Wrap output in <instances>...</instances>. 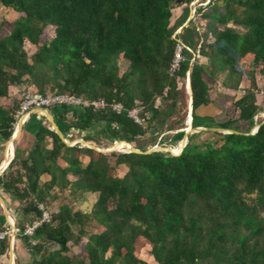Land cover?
<instances>
[{
    "label": "trees",
    "instance_id": "trees-1",
    "mask_svg": "<svg viewBox=\"0 0 264 264\" xmlns=\"http://www.w3.org/2000/svg\"><path fill=\"white\" fill-rule=\"evenodd\" d=\"M191 1L0 0L14 14L4 22L7 33L0 34V99L25 87L123 105L119 113L91 106L40 109L52 115L67 141L151 149L155 139L140 143L151 130L184 128L170 119L178 98L189 97L188 71L192 120L185 130L240 132L222 134V144L206 150L191 142L198 132L177 153H104L79 143L68 146L44 116L30 113L17 129L14 157L0 172L1 191L19 202L15 234L31 250L30 264H147L137 255L141 242L150 245L156 264H264V122L251 133L264 120L258 116L264 0H208L196 15L204 29L192 19L173 36L187 20ZM182 4L181 16L170 25L173 8ZM178 39L184 45L181 59L170 71ZM26 43L35 48L31 54ZM120 61L126 65L122 72ZM244 74L250 86L238 98L226 94L239 90ZM217 80L224 90L219 103L230 100V106L202 124L197 109L214 103ZM137 106L143 107L142 124L128 115ZM19 107L17 100L0 104V162ZM185 130L173 134L171 148ZM111 157L127 168L123 175ZM88 192L98 194L90 210L62 203L50 211L53 197L67 193L77 200ZM40 204L50 221L25 234L41 219ZM9 225L10 219L0 224L6 232L0 256L8 251ZM93 226L99 230L90 231ZM72 245L79 252L71 254Z\"/></svg>",
    "mask_w": 264,
    "mask_h": 264
},
{
    "label": "rangeland",
    "instance_id": "rangeland-1",
    "mask_svg": "<svg viewBox=\"0 0 264 264\" xmlns=\"http://www.w3.org/2000/svg\"><path fill=\"white\" fill-rule=\"evenodd\" d=\"M207 2H208V0H193V1H191L188 5L189 6V15L187 17V20L185 21V23L181 27H178L175 30L173 36L180 33L182 28L185 27L188 24V22L192 19H195V23L197 25L201 26L202 30H203L204 29L203 25L205 24V21L203 19L197 18L196 15H197L198 8L201 5L206 4ZM184 7H185V4H182V5H179V6H176L175 8H173V10H172L173 16L171 18L170 25H172L181 16ZM13 17H14V14L11 12V10L8 9L7 7L3 6L2 4H0V34L7 33L8 25L4 24V22L11 21L13 19ZM211 39L212 38L210 37L209 41H211ZM178 41H180V40L178 39ZM25 49L27 50L28 54H31L35 48L33 46H31L29 43H26ZM119 64H120V71L121 72L124 71L126 68L125 63L123 61H120ZM187 76H188V74H187ZM242 79L244 81V82H242L244 87H246L248 84H251L248 75L244 74ZM186 83H187V78H186ZM263 83H264V81H263ZM215 84H216V87H214V89L211 91L212 92L211 95H212L214 103H211L209 105H202L197 109V114L200 117V121L202 124H209V121L211 118L219 117V114L221 113L222 108L226 109L230 106V100H227V101L226 100H222V101L220 100V103H219V92H224V90L221 87L219 88V80H217L215 82ZM187 85H188V83H187ZM186 89H187L186 91L189 94V97L187 96L184 100L178 98L176 108H175L174 113L172 114L171 119H170V121L180 120L182 122L181 125L184 126V128L174 129V130H170V131L163 129L162 131H159V132L151 130L145 136V138L140 139V143L144 144V143L148 142L149 139L153 138V139H155V142H157L155 146L161 147L162 149H164L163 151H165L168 148H171L170 140H171L173 134L175 132H177L178 130H185L187 125L191 122V116H190L189 121L187 123L188 115L192 110H191L190 93L188 91L187 86H186ZM27 90H28V88H25V87L12 88L11 93H10V97L8 99H0V104L7 106V105L12 104L14 102V100L21 102L23 94L28 92ZM240 90H242V92H243L245 90V88H242V89L240 88ZM233 91L234 90H230V91L227 90L225 93L230 95V96H234V97L240 96V94H238L239 92L233 94ZM262 97H263V95H262ZM259 100L260 101L262 100L264 102L263 98H260ZM157 104H159V103L157 102ZM193 133H198V132H192L189 135H191ZM222 134H225V133L224 132H215V131H210V130H203V131H200L199 134H196L193 137L191 142L193 144L197 145L199 147V149L206 150V148L209 146H216V145L222 144V142H223ZM89 143L97 146L93 142H89ZM13 145L15 146L14 141H13ZM81 145L85 146L83 144H81ZM180 146H181V143L177 144L173 148H178ZM97 147L104 149V150H107V149H111L113 147V145L110 143H106V142L102 141L100 146H97ZM1 150H2V146L0 145V151ZM124 150H127V149H123L122 151L114 150L111 152H125ZM104 153H110V152L105 151ZM0 154H1V152H0ZM82 159L84 162L87 161V159L85 157H83ZM110 164L115 167V172L119 176L123 175L127 170V168L124 165H118L116 163L114 157L110 158ZM70 177L72 178V176H70ZM97 195H98L97 193L88 192V193H85L81 198H78L77 200L68 196L67 193H65L63 195H57V196L53 197L51 202H50V211H53V212L56 211L58 209L59 205H61L62 203H68L72 209L80 208L81 210L88 211L91 209L93 203L97 199ZM18 206H19V204L14 205L12 207L18 208ZM13 215H14V212H13ZM10 216L14 219V217L11 214H10ZM94 227H96V226H93L92 228H90V231H98L99 230V229H97L98 227L97 228H94ZM20 241H22V240H20ZM150 249H151V247L149 244L141 242V243H139L138 248H137V255L140 259L146 261L147 264H156L155 260L153 259L152 255L150 254ZM79 250H80L79 246H73V245L71 246V254H73L74 252H79ZM28 251L30 252V255H28V260H29V259L33 258V254L31 253L30 249H28ZM18 252H19V250H18ZM7 253H8V251H7ZM7 253H6V255H7ZM7 258H6V262H8ZM15 262H17L16 259H15ZM15 262H14V264H15ZM4 264H6V263H4Z\"/></svg>",
    "mask_w": 264,
    "mask_h": 264
},
{
    "label": "built area",
    "instance_id": "built-area-1",
    "mask_svg": "<svg viewBox=\"0 0 264 264\" xmlns=\"http://www.w3.org/2000/svg\"><path fill=\"white\" fill-rule=\"evenodd\" d=\"M183 43L178 41L177 51L175 53L173 62L171 64L170 71L174 70L181 59L180 52L183 47ZM264 94V91L261 92ZM53 105H71V106H83V107H93V109H103V108H110L112 111L117 113L123 110V105L119 102H107L105 100H89L87 98H83L81 96H77L74 94L68 93H48V94H41L37 92H26L23 94V97L20 102L19 110L17 111V118H21L27 112L32 110H40L42 108L50 107ZM142 106L134 107L128 110V115L132 118L135 122L142 124L144 119L141 117L140 113L142 111ZM40 209L42 210V216L39 221L34 222L31 225H28L24 233L28 235H32L35 228H37L42 222H49L50 221V212L45 209L43 204L39 205ZM6 232H0V239L5 236Z\"/></svg>",
    "mask_w": 264,
    "mask_h": 264
},
{
    "label": "water",
    "instance_id": "water-1",
    "mask_svg": "<svg viewBox=\"0 0 264 264\" xmlns=\"http://www.w3.org/2000/svg\"><path fill=\"white\" fill-rule=\"evenodd\" d=\"M187 83H189V86H190V79H189V71H188V76H187ZM191 94H192V91H191V86H190V100H191ZM30 113H37V114H40L42 116H44L48 122L50 123V126H51V129H53L57 135L60 137V139L65 142L68 146H72V145H75L77 143H81L83 145H85L86 147H89L91 149H94V150H97V151H102V152H105V151H108V152H111V151H122L123 149H127V150H124L125 152H134V153H139V154H147V153H151V152H154V151H163L164 149H162L161 147H158V146H154L152 147L151 149H148V150H145V151H142L134 146H129L128 148H122V149H116L114 146L111 148V149H107V150H104V149H101L91 143H89L88 141H85L83 138H79L77 140H75L74 142H69L65 139V137L63 136V134L61 133V131L59 130V128L57 127L52 115L47 112V111H40V110H32L30 112H27L24 116H22L19 121L16 123V125L14 126V129H13V132L11 134V137L9 139V144L11 145V152H10V156H9V159H8V162L7 164H9L10 160L12 159V156H13V141H14V134H15V130L17 129V127H21L23 125V123L26 121L27 117L30 115ZM264 120L258 124L255 125L253 132H255L257 130V128L261 125V123H263ZM203 130H210V131H215V132H224L225 134L227 133H234V134H237L239 132L235 131V130H232V129H223V128H214V127H195V128H189V130H185V136L183 138V140L181 141V146H180V150H182L184 148V146L186 145L187 143V140H188V135L192 132H200V131H203ZM126 143V142H125ZM168 151H171L173 152V149L172 148H168L166 149ZM7 166V165H6ZM5 166V167H6ZM0 206L1 208L3 209V211L9 216V219H10V224L12 226V231L10 233V239H9V249H8V253H9V264L10 263V260H11V255H12V259H13V263L14 264V253H13V241H14V234H15V221L14 219L9 215L8 211L6 210L5 208V205H4V202L3 200L1 199L0 197Z\"/></svg>",
    "mask_w": 264,
    "mask_h": 264
},
{
    "label": "crops",
    "instance_id": "crops-1",
    "mask_svg": "<svg viewBox=\"0 0 264 264\" xmlns=\"http://www.w3.org/2000/svg\"><path fill=\"white\" fill-rule=\"evenodd\" d=\"M263 81H264V79L263 80H258V86L260 87V88H264V83H263ZM242 82H244L243 81V79H242V81H241V83H240V85H239V90L238 91H233V94L234 93H237V92H239L238 94H242L243 92H242V90H240V88L242 89V88H248L249 86H250V84H248L246 87H244L243 86V84H242ZM227 90H231V89H226L225 90V92L227 91ZM239 96H235V98H238ZM260 98H263L264 99V95H263V97L262 96H259L258 97V103L262 106V112H260L259 113V115L258 116H260L261 118H263L264 119V102L261 100H259ZM13 156H12V158L14 157V155H15V152H14V146H13ZM5 157V156H4ZM4 157H3V159H2V161L0 162V172H2L3 170H5L6 168H7V166H8V164H7V166L6 167H3V168H1V165H2V162H3V160H4ZM8 159H9V157H8ZM48 178V176L47 175H44V176H42V179L43 180H46ZM69 178L70 179H73V177L71 178L70 176H69ZM0 197H1V199L3 200V202H4V205H5V208H6V210L8 211V213H9V215L11 214L12 216H14L13 215V212H15V209H17V208H15V207H12V206H14V205H18L19 204V202L17 201V200H14V199H11L10 198V196L8 195V194H6V193H4L3 191H1V188H0ZM7 219H9V216L2 210V214L0 215V224L2 225V224H5L6 223V221H7ZM15 221V220H14ZM16 230H17V228H16V223H15V233H16ZM9 231H10V233H11V231H12V226H11V224L9 225ZM1 232V231H0ZM9 238H10V234H9ZM23 242L22 241H20V239H17L16 238V234H14V245H13V253H14V262H15V259L17 260V262H15V264H30L31 263V261L30 260H32V259H29L28 260V255H30V252L28 251V249H27V247L24 245V243L22 244ZM8 249H9V247H8ZM18 250H19V252H18ZM8 257V258H7ZM6 258L8 259L7 261L8 262H6ZM5 260V261H4ZM28 260V261H27ZM25 261V262H24ZM27 261V262H26ZM4 263H6V264H9V253H7V255L6 254H4V255H2V256H0V264H4Z\"/></svg>",
    "mask_w": 264,
    "mask_h": 264
},
{
    "label": "bare ground",
    "instance_id": "bare-ground-1",
    "mask_svg": "<svg viewBox=\"0 0 264 264\" xmlns=\"http://www.w3.org/2000/svg\"><path fill=\"white\" fill-rule=\"evenodd\" d=\"M194 9H195V8H194ZM187 88H188V91H189V93H190V86H189V83H188V85H187ZM190 116H191V112H190L189 115H188L187 123H188V121H189ZM191 120H192V116H191ZM18 128H19V127H17V129H18ZM17 129L15 130L14 139H15V137H16ZM86 141H87V140H86ZM113 146H114L116 149H119V150L122 149V148H128V147H129L128 145H123V146H120V145H113ZM102 147H103V146H102ZM172 149H173V152H174V153H177L178 151H180V147H178V148H172ZM10 152H11V145L8 144V149H7L6 157L4 158V160H3V162H2L1 168L5 167V166L7 165L8 157L10 156ZM10 222H11V221H10ZM13 243H14V241H13ZM14 253H15V252H14ZM13 258H14V256H13ZM10 263H11V264L13 263L12 255H11Z\"/></svg>",
    "mask_w": 264,
    "mask_h": 264
}]
</instances>
